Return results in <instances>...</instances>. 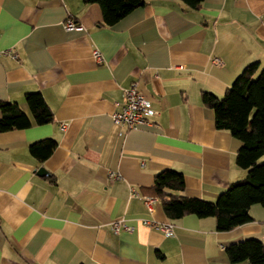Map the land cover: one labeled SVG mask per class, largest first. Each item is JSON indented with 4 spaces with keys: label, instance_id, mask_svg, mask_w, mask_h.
<instances>
[{
    "label": "crops",
    "instance_id": "crops-1",
    "mask_svg": "<svg viewBox=\"0 0 264 264\" xmlns=\"http://www.w3.org/2000/svg\"><path fill=\"white\" fill-rule=\"evenodd\" d=\"M101 21L83 0H0V51L17 53L0 54V101L29 114L24 95L40 91L53 112L50 123L0 132V264H247L229 262L225 248L264 243V206L219 231L211 216L169 219L159 198L149 213L142 197L165 169L183 174L185 196L212 202L245 178L241 141L216 127L201 92L221 97L244 66L264 64V0L194 10L147 0L114 25ZM132 82L157 114L126 129L112 113ZM47 137L57 145L40 162L29 144ZM144 219L172 223L173 236ZM114 220L132 230L114 232Z\"/></svg>",
    "mask_w": 264,
    "mask_h": 264
},
{
    "label": "trees",
    "instance_id": "trees-1",
    "mask_svg": "<svg viewBox=\"0 0 264 264\" xmlns=\"http://www.w3.org/2000/svg\"><path fill=\"white\" fill-rule=\"evenodd\" d=\"M186 9H197L203 0H178ZM97 3L101 9V25L111 26L132 10L144 6L147 0H83ZM25 113L14 101H0V132L24 129L31 124L42 125L53 121V112L40 91L28 92ZM201 103L213 112L215 125L241 141L236 152V164L247 170L245 178L232 182L215 201H207L183 194V174L165 169L154 176L150 196L160 199L164 214L176 220L187 214L211 216L216 229L227 231L252 220L249 210L253 204L264 206V64L253 61L237 74L221 97L209 91L201 92ZM57 142L50 137L29 144V153L38 161L47 159ZM225 254L231 263L264 264V243L247 237L226 246Z\"/></svg>",
    "mask_w": 264,
    "mask_h": 264
},
{
    "label": "built area",
    "instance_id": "built-area-1",
    "mask_svg": "<svg viewBox=\"0 0 264 264\" xmlns=\"http://www.w3.org/2000/svg\"><path fill=\"white\" fill-rule=\"evenodd\" d=\"M63 27L66 30H71L76 27L73 20H66L63 23ZM0 54H8L12 57L16 58L17 53L12 51L11 49H6L0 51ZM95 57H99V53L95 51ZM216 63H220L219 59L214 60ZM177 69L182 68V65L175 66ZM125 103L122 108L118 111L112 113L113 123L119 127H123L126 129H134L141 125L149 124L152 120L151 118L157 114V110H155L151 102L145 98L137 89V85L135 82H132L127 89H125ZM64 127V125L62 126ZM120 177L117 173H111V179H118ZM131 194L137 195L134 188H131ZM144 204L149 213H153V205L157 198L144 196L142 197ZM143 223L148 226H153L159 230H161L166 236H173V224L170 222L164 223H156L149 219H144ZM111 229L118 233L121 230L123 231H131L132 228L128 224H126L122 220H114L111 222Z\"/></svg>",
    "mask_w": 264,
    "mask_h": 264
},
{
    "label": "water",
    "instance_id": "water-1",
    "mask_svg": "<svg viewBox=\"0 0 264 264\" xmlns=\"http://www.w3.org/2000/svg\"><path fill=\"white\" fill-rule=\"evenodd\" d=\"M37 173H38L39 175H44V174H46L47 172L45 171V169H44L43 167H40V168H38Z\"/></svg>",
    "mask_w": 264,
    "mask_h": 264
}]
</instances>
